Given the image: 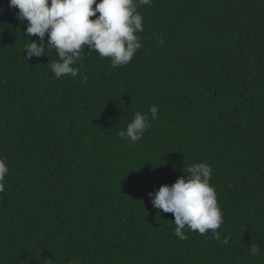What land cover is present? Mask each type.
Here are the masks:
<instances>
[{"label":"trees","instance_id":"16d2710c","mask_svg":"<svg viewBox=\"0 0 264 264\" xmlns=\"http://www.w3.org/2000/svg\"><path fill=\"white\" fill-rule=\"evenodd\" d=\"M8 5L0 264H264V0H152L138 9L142 47L129 64L113 68L85 46L80 73L59 80L47 66L54 49L26 59L27 21ZM136 112L151 127L132 143L118 133ZM202 162L221 238L186 228L180 240L148 193Z\"/></svg>","mask_w":264,"mask_h":264},{"label":"clouds","instance_id":"9594fccd","mask_svg":"<svg viewBox=\"0 0 264 264\" xmlns=\"http://www.w3.org/2000/svg\"><path fill=\"white\" fill-rule=\"evenodd\" d=\"M151 4L152 0H9L8 6L18 9L19 22L27 21L28 43L23 50L26 59L43 57L54 49L58 59L50 60L47 66L59 80L67 75L75 78L80 73V67L75 65L87 56L85 46L89 52L109 58L113 68L129 64L142 47L139 33L144 30V18L138 9ZM32 36L38 40H31ZM80 82L86 83L87 77L81 75ZM149 112L152 120L158 118L156 105L150 107ZM150 127L148 115L136 112L126 130L120 131L118 136L135 143ZM8 172L6 159L0 158V193L5 191ZM187 173L173 184L162 185L154 193H148L151 203L155 209L173 215L175 235L180 240L187 239L186 228L201 235L211 231L212 238L220 240L217 230L223 224V212L216 189L210 183L212 168L202 162L192 164ZM228 241L229 237H224L221 242ZM259 253V245L250 247L251 255Z\"/></svg>","mask_w":264,"mask_h":264}]
</instances>
